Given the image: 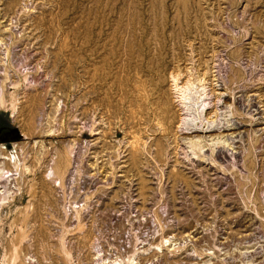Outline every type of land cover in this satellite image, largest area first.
Masks as SVG:
<instances>
[{
    "label": "rangeland",
    "instance_id": "374dc122",
    "mask_svg": "<svg viewBox=\"0 0 264 264\" xmlns=\"http://www.w3.org/2000/svg\"><path fill=\"white\" fill-rule=\"evenodd\" d=\"M158 64L235 131H161ZM112 262L264 264V0H0V264Z\"/></svg>",
    "mask_w": 264,
    "mask_h": 264
},
{
    "label": "bare ground",
    "instance_id": "6f19581e",
    "mask_svg": "<svg viewBox=\"0 0 264 264\" xmlns=\"http://www.w3.org/2000/svg\"><path fill=\"white\" fill-rule=\"evenodd\" d=\"M186 70H188V69H186ZM155 73H157V76L155 77L156 78L155 82L144 79V80H140V82L138 84V80H137V84L139 85V88H138L139 93H137V94L144 96L145 97L144 99H148V101H149L148 103L150 104L151 110H152V112H153V114L157 120V124H158L161 131H165V129H167L166 128V123H168L167 121H170V123H172V125H170V126H173V129L172 128L171 129L174 131V135H175V136H173V134H172V137H174L177 144L179 143L178 140L181 139L180 137L184 138L186 136H191V137L187 138L188 140L191 139V142H192L193 138L197 139V140L201 139L200 142L201 143L203 142V145L204 144L210 145L209 143L207 144V140H209V139L213 140V138H216V136L219 137L220 134H222L226 131H231V134H232V132L235 131L234 127L230 128V126L229 127H227V126L226 127H223V126L219 127V126L211 125V123H210L211 119L208 118V115L216 112V110L218 109L217 104H218V101L220 100L219 90H217L214 87V85H212L211 83H210L209 88L204 87L203 92L201 91L202 95H203L202 100H201L203 107L206 108L205 105L210 106V104H211V106H210L211 108L207 107L205 109L204 117H203V118H205V120L209 119L210 122L208 121L209 122V123L207 122L208 124L206 123V125H205L202 123L203 125H201L200 124L201 122L199 121L200 123L197 122L195 124L196 126H194V127L192 126L191 128L186 127L187 130L183 129V125L185 124V117L182 116L181 111L184 107V106L182 107V105L184 104V100H185V98H187V97H185V94H186L185 90L188 87V84L190 85L189 78L187 77L188 75L186 74V71L185 72L183 71V69H182V72L181 71L178 72L177 70L175 71V69L173 67H171L169 70H167V68L161 66L160 64H158L156 66ZM165 74H168V77H166ZM137 79H140V78L138 77ZM137 84H136V86H137ZM203 84L205 85V82ZM201 85H202V83H201ZM187 90H188V88H187ZM199 98H200V96H199ZM132 100L134 101V99H132ZM185 104H186V101H185ZM129 105H131V104H129ZM203 121H204V119H203ZM168 126H169V124H168ZM168 131H170L169 128H168ZM173 131H172V133H173ZM161 134H163V133H161ZM195 137H197V138H195ZM211 137H213V138H211ZM181 140H183V139H181ZM168 141H170V140H168V137H167V142ZM185 141H186V139H185ZM165 142H166V140H165ZM169 143H173L172 140ZM181 143L182 142H180V144ZM111 264H115V262L114 263L112 262Z\"/></svg>",
    "mask_w": 264,
    "mask_h": 264
}]
</instances>
